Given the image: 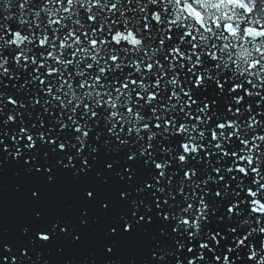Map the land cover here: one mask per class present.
<instances>
[{
    "label": "water",
    "instance_id": "water-1",
    "mask_svg": "<svg viewBox=\"0 0 264 264\" xmlns=\"http://www.w3.org/2000/svg\"><path fill=\"white\" fill-rule=\"evenodd\" d=\"M20 2L10 0V7H0V39L4 36L0 41V65L5 69H0V252L4 247L10 250L3 252L9 257V264L13 255L17 264H187L190 258L196 264H222L224 254L230 257V264H254L248 259L250 247L264 255L260 248L264 247V233H260L264 215L250 212L243 191L251 186V175L225 173L224 167L231 163V157L220 158L214 148L189 154L186 162H179V144L186 137L175 132L180 123H192L185 113L199 115L207 120L208 127L218 120L234 119L240 124L238 132L242 138L259 145L253 155L264 175V142L258 141L264 136V68L255 67L260 63L257 57L261 56L256 48L264 50V45L246 35L243 40L236 36L230 40L220 38L209 19L207 26L212 25L214 30L193 33L197 35L194 43L198 48H191L189 38L180 42L186 29L167 23L171 7L167 13L161 12L163 24L151 21V12L159 9H154L149 0H99V6H94L96 0H76L67 12L64 9L69 5L63 0H24L23 8H18ZM228 7L229 15L234 11L239 16L240 8L231 4ZM254 8V16L264 15V0L259 4L255 0ZM210 12L219 16L215 9ZM18 20L28 23L24 25ZM57 20L59 24L50 23ZM224 21L236 23L235 17L233 21ZM126 28L143 39L142 48L112 42L117 30ZM15 30L33 36V43L22 46L25 59L20 62L21 49L7 41ZM40 32L61 41L59 56L49 45L50 59L43 58L41 54L46 55L48 48H40L34 39ZM66 35L72 39L63 40ZM249 39H253L251 44ZM170 48H181L186 55L196 52L201 64L189 72L191 65L180 57L173 60ZM208 52L217 59H209L205 54ZM113 56L119 57L115 63ZM33 58L48 67L37 68L31 63ZM195 59L192 56L193 63ZM153 61L161 67L154 65L151 72L145 71L143 65ZM53 72L59 75L52 76ZM196 75L203 77L202 84L195 83ZM126 78L148 85L157 101L145 103L140 99L139 94L147 96L143 88L129 85L124 90ZM172 78L177 80L175 84ZM156 79L162 84L159 88L152 87ZM217 81L223 84L222 91ZM242 85L238 92H230L232 86ZM171 91H176L180 100H169ZM184 92L189 96H184ZM234 96L244 97L241 104L234 103ZM9 98L17 103L9 104ZM205 104L208 108L199 112ZM88 106L97 113L95 117L85 112ZM130 106L137 108L144 118L137 126L149 123L156 133L151 142L144 131L139 134L143 139L127 133L130 123L122 124L120 117L127 119L125 110ZM229 107L233 112L227 111ZM153 108L156 115L167 109L163 116L171 121L167 132L162 130L163 120L157 121L153 116ZM9 115L14 120L3 123ZM61 123L66 127L62 129ZM155 123H161L162 129H156ZM112 124L115 128H111ZM21 126L34 134L32 149L25 147L28 142L18 132ZM76 126H83L90 133L82 146L75 140ZM41 133L44 141L36 135ZM50 140L65 143V150L61 151ZM195 142L206 145L210 136ZM229 143L238 146L235 139ZM162 145L170 150L161 151ZM130 155L134 159L130 160ZM155 162H166L163 177L155 169ZM215 167H220L225 179L217 178L196 187L205 175L217 177L211 172ZM189 169L197 173L190 180L183 176ZM158 188L163 191H157ZM217 191L223 195L217 197ZM201 198L206 205V219L201 221L196 239L189 240V230L179 225L177 219L182 215L191 218L195 207L188 214L182 209L189 202L198 205ZM233 202L237 208L229 214L227 208ZM125 224L130 226L129 231L124 230ZM40 232L50 239L39 240ZM248 233L251 234L244 245L237 246L236 240ZM209 234H217L219 243L211 241ZM201 242L207 243L211 251L200 249ZM188 247L193 252H188ZM229 247L231 252L227 251ZM21 250L25 255H20ZM200 255L203 260L197 259Z\"/></svg>",
    "mask_w": 264,
    "mask_h": 264
},
{
    "label": "snow or ice",
    "instance_id": "snow-or-ice-1",
    "mask_svg": "<svg viewBox=\"0 0 264 264\" xmlns=\"http://www.w3.org/2000/svg\"><path fill=\"white\" fill-rule=\"evenodd\" d=\"M156 2H158V0H156ZM165 2L167 3L168 0H165ZM173 2H176V0H173ZM180 4H181V8H183L184 5V0H179ZM24 3V0H21L20 4H17V7L20 8L21 4ZM63 3L68 4L69 0H63ZM189 5L192 4V0H188ZM260 3V0H257V4ZM0 7L5 8V7H10V0L8 3L5 2V0H3L2 4H0ZM193 7H197V6H193ZM256 11V9L254 11H249V12H245L244 6H240V11L238 13L239 16L243 17V24H239V37H244L245 31H244V26L247 25L250 29H252V31L248 34L249 37H252L256 43H259L261 45H264V15L262 16H254V12ZM196 15V20L192 21V23L194 25L199 24L200 23V17H201V13L199 11H197L195 13ZM7 17H5L6 19ZM12 19V17L10 18ZM17 19V17H16ZM259 20L260 23L257 24H250L251 20ZM24 23V25H26L28 22H24V21H20L18 20V23ZM56 24H59V22L57 21ZM208 27V31L212 32L213 26L209 25ZM237 27L235 22L232 23H228L226 24L224 20H218V22L214 25L215 30L217 31V36H219L220 38H223L225 40H230L231 37L236 36V32L234 31V29ZM37 28V27H36ZM9 29V28H8ZM8 29H5L6 31ZM230 29H232L233 31H229ZM56 31H58V29H56ZM186 31L182 33L181 37L183 38V42H184V38L187 37L188 42L191 41V43H189L191 45V48H193L195 46V48H198V45L196 43H194L197 40V35L190 33L186 35ZM204 31V29H203ZM19 33L20 37H24L23 41L19 44V46L17 47V49H21L20 56H19V62L22 59H25L24 56V51L23 49L25 47L22 46H26L28 44L33 43V36L31 34H25L24 32L20 31V30H15L12 31L11 33ZM133 33H136L135 31L132 30ZM15 39V36L11 34V39L7 40V41H13ZM35 42L38 44V46L40 48H48V51L45 54H41L43 56V58L45 60L50 59L49 56V52L52 51V48H49V45H52L55 49V55L59 56L60 55V49L62 47L61 45V41L60 40H53L52 35L51 37L49 35H45L44 32H40L39 33V37L35 36L34 37ZM65 41L71 40L72 37L66 35L65 37L62 38ZM85 39V38H84ZM253 39H249L248 43L251 44L253 42ZM4 40V36L3 39H0V41ZM5 42V41H4ZM98 43V41H97ZM161 44L164 43L163 40L160 41ZM126 44V43H125ZM13 46H17L15 43H13ZM71 51V49H69ZM169 54L171 55L172 59L175 60L177 57H180L181 59L186 60L188 63L189 61H191V63H189L191 66L188 68L189 72L193 71V68L197 67V65L201 64V59L200 56L195 52L194 54H188L186 55L185 52L181 49V48H170L169 50ZM192 56H195V63L192 62ZM167 59V57H165ZM209 59H212V57L208 56ZM257 60L260 61L259 64L255 65V67L257 68V70H259L260 68H264V55H261L260 57H257ZM31 63L34 65H37V68H47L48 66H46L43 63L38 64L36 59H32ZM149 65H151L152 67L150 68ZM154 65L155 68H159L161 67L157 62L153 61L150 63H146L143 65V69L145 71L151 72L154 69ZM183 64L180 65V67ZM55 66V65H53ZM135 66V65H134ZM184 66V65H183ZM116 67V65H115ZM142 67V66H141ZM173 68V65H172ZM0 69H4V65H0ZM136 69V66H135ZM36 70V69H35ZM5 71V69H4ZM139 71L141 72V68L139 69ZM51 75H59V73L57 72H53L51 73ZM262 75H264V73H262ZM177 82V80L175 78H172V83L175 84ZM40 83L41 80H40ZM195 83L197 85H200L203 83V77L201 75H196L195 78ZM129 85H133L136 88H139L140 90L143 88V91L147 93L146 98L145 97H141L139 92H137V94H139V98L140 99H144L145 103H150L152 101H157L158 97L154 92L148 91L149 86L146 85L143 82L137 81L135 79H130V78H126V82H124V90H127L129 88ZM161 82L160 79H156L153 82L152 87H156L159 88L161 87ZM64 87H67V85H64ZM85 87H87V84H85ZM217 87L222 91L223 90V84L219 83L217 84ZM119 88V87H118ZM243 88L242 86H238L233 88V86L230 89V92H238L239 90H241ZM49 91V88L47 89V92ZM53 91V89H51V92ZM56 91V90H55ZM122 91V89H121ZM151 94V95H149ZM177 92L176 91H171L170 95H169V100H173L175 99L180 100V97L176 95ZM184 96H189L188 92H184ZM244 97L243 96H234L233 100L234 103L239 105L241 104V102L243 101ZM74 102V101H73ZM72 102V104H73ZM9 104H13L15 105L17 103L16 100L9 98L8 100ZM175 106V104H173ZM75 106V104L73 105V107ZM142 107V105H141ZM89 110L85 111L86 113H90L91 116L95 117L97 115V113L95 111H92L91 108L88 106ZM208 108V105L205 104L204 107L199 109V112L203 113L206 109ZM164 111H167V109L165 108ZM164 111H161V113L159 115H156V109L153 108L152 109V114L153 116H155V119L157 121L163 120V129H162V124L161 123H155L154 127L156 129H162L163 131L167 132L169 126L171 125V121L169 119H163L164 116ZM181 111H183V107L181 108ZM228 112H233L232 108H227ZM239 109H236V112H239ZM127 119H125V117H120V121L123 123H130V126L127 127V133L131 134V133H135L140 139H143L144 137H140L139 134L141 133V131H144L147 133V140L149 142H151L155 136L156 133L151 131V128L149 126V123H142L139 126H137L139 124V122L143 121L144 118H142L143 116L140 114V112H138L137 108H134L132 106H130V108L128 110H125ZM185 115L188 117L189 120L192 121V123H187V122H183L185 126H181V123L175 127V132L176 134H183L186 138L184 140L181 141V143L179 144V148L181 150L180 154H178L176 156V159L181 162L184 163L186 162L187 159V155L189 154H197L200 150L202 149H207V148H214L215 151L217 153H219L220 158H224V157H231V163L227 166L224 167V172L227 174H232L234 171L239 173L242 177H248L249 175H251L252 179L249 181V184L251 186L246 187L245 189H243L245 196L248 198V205L250 208V212L253 214H257V215H264V198H261L262 195H264V175H261V170L259 167V161L258 158H255L253 155L254 150H257L259 148V145L256 144V141L251 140V142L249 141V139L247 138H242V136L239 134L238 129L240 128V124L237 123L236 120H228L225 119L223 121L218 120L213 126L208 127L207 126V120L202 119L199 115L196 116H192L188 113H185ZM138 117H141L138 119ZM70 120H72V117H69ZM113 120H116L115 117L112 118ZM14 117L9 115L7 117V121H4L3 123H7L8 121H13ZM131 121V122H129ZM235 121V122H234ZM73 124L76 123L75 120H72ZM133 123H135V127H133ZM255 123H253L254 125ZM112 124L111 128H115L113 127ZM252 125V126H253ZM116 126V125H115ZM60 127L63 129L64 127H66L63 123L60 124ZM111 128L109 129V131H111ZM18 132L20 134H22L23 138H25L27 140V144L25 145L26 148L28 149H32L35 146V141H34V134L31 132V130L27 127L21 126L18 130ZM74 132L77 134L75 136V140L81 144V146L84 143V139L89 137V131L86 130V128H84L83 126H76L74 128ZM193 133H195V135H193ZM38 135V138L41 141H44L45 136L44 134H36ZM210 136V142L205 144L202 143H198L195 142L197 140L203 141L205 140L207 137ZM235 139L236 141H238V146L229 143L230 140ZM258 141L264 142V136H261L259 138ZM50 143H56L55 140H50ZM214 142V143H213ZM223 142V143H222ZM121 143H124V141H121ZM224 145H227L228 148L233 149L231 151H228L225 149ZM56 146L61 150L64 151L66 148L65 143H56ZM73 147H75V145H73ZM93 151H95V149H92ZM170 148L169 147H165V146H161V151L167 152L169 151ZM141 154H143V152H141ZM16 155H19V152L16 153ZM205 155L207 156L208 153L207 151H205ZM130 160L134 159V156L130 155L128 157ZM69 159H71V157H69ZM154 167L155 169L158 170L159 176L163 177L165 175V168H166V162H155L154 163ZM223 167V166H222ZM211 172H214L217 174V177H213L212 175H205L204 177L201 178V180L199 182H196V187H200L201 184H207L209 181H213L215 182L216 179L218 178L219 180L223 181L225 179L224 175L220 174L221 169L220 167H215L211 169ZM197 173L194 170H186L183 173V176L185 179H191L192 177L196 176ZM231 179H236L235 176H231ZM148 187H153V185H148ZM239 187V185H238ZM182 190V189H181ZM157 191H163V188H158ZM89 196H91V193H88ZM215 195L217 197H221L223 195L222 192L217 191L215 192ZM235 195H239V192H236ZM253 201H256L255 205H253ZM205 201L203 198L200 199L199 204L198 205H194L193 203L189 202L185 205V207L182 209V212L185 214H188L190 212V210H192L194 207L196 209L195 213L191 216V218H189V216L187 215H182L177 219V223L181 226H183L186 230L188 231V237L189 240H194L196 239V234L199 233L201 231L202 225H201V221L206 219V216L204 214V209H205ZM237 208V204L236 203H230V205L227 208V212L229 214H232L236 211ZM167 218V217H165ZM141 219H143V217H141ZM124 230L125 231H129L130 230V226L128 224L124 225ZM175 231V229H173ZM231 231H235V229H231ZM254 231V230H253ZM260 233H264V227H261V231ZM251 233H248L247 235H244L242 238H239L236 240V244L237 246H241L244 245L245 241L248 239V235H250ZM38 239L41 241H48L50 239L49 235L40 232L37 233ZM209 239L211 241H213L214 243H219L218 239H217V234H209ZM182 247V245H181ZM199 248L200 249H208L209 251H211V249L209 248V245L207 243L201 242L199 243ZM261 250L264 251V247L260 246ZM233 249L232 248H228L227 251L231 252ZM10 251L7 247H4L3 252H8ZM188 252H193V248L192 247H188L187 248ZM3 252H0V264H9V257L3 255ZM21 256L25 255V252L23 250H21L20 253ZM250 257H254L252 259V261L254 262V264H257V262H259V264H264V255H259L258 252L256 250L251 249L250 247ZM197 259L199 260H203L204 257L203 255H200L197 257ZM217 260L220 259L219 256L216 257ZM11 264H17V257L15 255L11 256ZM177 264H179V261L177 262ZM187 264H196V261L194 259H188ZM222 264H230V257L227 254L223 255V260H222Z\"/></svg>",
    "mask_w": 264,
    "mask_h": 264
},
{
    "label": "clouds",
    "instance_id": "clouds-1",
    "mask_svg": "<svg viewBox=\"0 0 264 264\" xmlns=\"http://www.w3.org/2000/svg\"><path fill=\"white\" fill-rule=\"evenodd\" d=\"M76 2V0H69V7L65 8L64 11H70L71 6ZM254 2L255 0H192V4L189 5L188 0H184L183 8H181V4L179 0H176V2H173V0H168L166 3L165 0H160V3L158 4L156 0H149V4L154 6V9L151 12V21L155 22L156 25H161L164 23V18L161 15V12H168V8H172V12L169 13V19L167 20L168 25L175 26L177 24L180 25L181 29H186V35L190 33H199L201 29H204V32L210 33L208 31V21L211 19L212 24H216L218 20H226V21H233V18L236 19V25L237 27L234 29L236 32V37H239V24L243 22V17L236 16V13L233 11L231 15H229V7L228 5L231 4L234 7L240 8V6H244L245 12L254 11ZM161 5H163L161 7ZM94 6H99V0H96V3ZM197 6V7H193ZM23 8V5L20 6ZM210 9H215L217 12H219V16L216 14L210 12ZM43 10V9H42ZM142 11H145L144 9H141ZM199 11L201 13L200 17V23L194 25L192 21L196 20L195 13ZM50 15H55V13H50ZM146 19V17H145ZM58 21V20H57ZM57 21H50L57 22ZM59 22V21H58ZM187 22V23H186ZM260 23L259 20H251L250 24H257ZM198 26V27H197ZM145 29L148 28V25H144ZM230 32L233 31L232 29L229 30ZM252 31L248 26H246L245 34L248 36V34ZM185 32V30L183 31ZM15 36V39L13 41H10V44L15 43L17 46L23 41L24 37H20L19 33H11ZM241 40L244 39V37H239ZM171 39V37H169ZM113 43H115L117 46L121 44H127L131 48H142L144 46V41L142 38H140L136 33H133L131 29H125L123 31H120L119 29L117 32L113 35ZM180 42L183 43V38L180 37ZM191 43V41H189ZM195 48V46L193 47ZM175 49V48H173ZM256 50L261 53V55H264V50H262L259 46H257ZM195 52H193L194 54ZM206 55L212 57V60L217 59L216 55L214 53L208 52L205 53ZM119 59L118 56L111 57V60L113 63H115ZM191 63V61H189ZM258 63V62H257ZM181 67H184L183 65ZM207 71V69H205ZM250 83V81L248 82ZM217 84H219V81H217ZM256 86L253 85V88ZM235 88V86L233 87ZM113 116L115 113L112 114ZM256 201H253V205H255ZM254 257L248 256V259L252 260ZM264 259V258H262ZM259 264V262H257Z\"/></svg>",
    "mask_w": 264,
    "mask_h": 264
}]
</instances>
